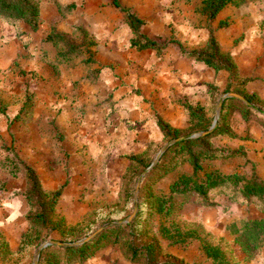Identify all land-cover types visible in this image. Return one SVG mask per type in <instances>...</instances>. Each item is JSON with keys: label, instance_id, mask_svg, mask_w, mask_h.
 <instances>
[{"label": "rangeland", "instance_id": "obj_1", "mask_svg": "<svg viewBox=\"0 0 264 264\" xmlns=\"http://www.w3.org/2000/svg\"><path fill=\"white\" fill-rule=\"evenodd\" d=\"M30 1L39 6L40 23L36 31H32L23 21L9 23L0 19V236L8 249L5 252L3 248H0V264H32L37 247L44 241L73 243L89 236L104 224L128 217L133 210L135 185L138 178L153 162L157 152L166 143L175 139L164 140L161 137L157 142H144L142 146L141 142L134 138L132 140L134 144H131V148L136 150H121V136H91L92 134L87 130L84 133V139L79 142L75 137L78 129L75 128L71 129L74 136H67L66 130L57 119L60 117L62 110L60 107L63 104L59 106L58 100L56 106L51 105L50 111L53 109L56 111V117H54L52 114H46V103L42 99L39 101V98L43 96L62 98L61 96L66 91H62L61 86L57 85V81L69 70L78 68L84 71L85 68L98 66L85 77V79H96L102 66L95 65L94 62L92 47L95 46V42L92 41L93 46L89 45L88 47L87 41L80 40L81 36L79 35L82 33H79L77 29L72 32V39L65 37L83 48L80 52L62 54L54 44L47 42L46 37L55 30L53 22H49V18L41 21V5L44 7L58 2L56 0ZM178 1H182V9L184 6L192 7L193 12V8H196L198 29L205 33L208 31L209 35L220 30L225 33L230 32L232 35H236L234 32L251 31L253 25L250 20H245V18L253 15L264 16V0H246L242 5H227L225 8L232 11L230 16L216 21H207L205 16L198 12L202 0H176V2ZM75 7L76 4L68 5L65 8L59 6L58 12L64 17L68 15L71 8L75 9ZM239 7L255 8V12L250 10L243 16H239L240 27L233 28L231 26L236 24L229 19L236 18L234 9ZM44 13L46 16L50 13L49 7L44 9ZM144 29L146 30H142V32L145 35L154 38L156 30L150 31L147 27ZM260 31H264V24ZM32 32L37 33V36L40 32L41 36L32 39ZM241 38L242 36L234 41L232 48L239 49L238 44ZM168 42V44H176L183 48L176 39H168ZM42 43L52 45L54 49L52 55L43 49ZM104 52V50L100 51V53ZM160 53L162 52L158 51V54ZM248 54L250 51L246 52V55ZM107 57L110 60L113 58ZM97 58L106 59L101 55ZM133 58H135V63H138L143 58L151 60L153 57L151 55H146V57L134 55ZM125 65V60L119 59L109 67L110 73L114 74V71H120V69L125 70ZM82 73L84 74V72ZM121 74L126 76L124 71H120V75L117 73L118 78H123ZM71 77L74 78L73 86L75 89L81 88V81L84 77H80V75ZM226 87H231V82ZM132 92L140 95L142 89L133 88ZM223 93L227 92L217 91L211 106H208L207 112L203 111V116L209 123L205 130H194L191 121L188 120L186 127L179 130L178 137L206 131L212 124L217 100ZM109 99L110 95H107L102 103L109 101ZM258 104L262 108L258 107L264 110V105L259 101ZM225 109L226 116L222 119V106L219 124L222 123L233 133L230 127V119L232 122L234 119L231 114L236 111L242 117V112L230 103ZM36 112L40 115L37 116ZM242 119L245 120L243 125L248 127V131L247 137L240 138L241 140L253 142L252 140H255L253 134L263 135L261 138L264 140V116L251 109L247 117H242ZM251 131L254 132L251 133ZM237 138V136L216 135L211 138V141L216 147L228 146L227 148H229V145L234 146L239 142ZM240 147L245 151V147L242 145L229 149ZM167 151L161 155L155 166L142 176L138 187V208L140 187L143 186L145 177L150 175L146 182L151 185V193L167 189L168 184L173 179L175 173L166 174L162 177L159 176L160 172L152 171L157 165L167 166L169 162L172 163L177 158H169L171 156L169 154L165 157ZM262 151V149L259 151L257 149L254 153L259 155ZM144 154L147 155L146 160L149 161V166L134 179V184L131 185L133 192L131 199H129L121 193L122 177L131 163L128 157ZM180 159L179 157L178 162L180 163H177L180 165V169L189 170L188 165L183 164L184 162ZM204 166L206 169H219L223 173L238 172L246 175L253 173L260 179H264V163L259 165L252 162L248 159L246 152L243 158L217 160L211 164L205 163ZM27 167L35 172L44 191L52 193L59 190L60 196L50 212V226L53 229L43 231L38 241L22 247L21 240L29 231L26 219L29 207L24 197L26 191L25 168ZM158 177L162 178L158 179ZM209 197L212 200V206L200 205L195 200L184 202L183 199H175L173 201L174 210L170 214L161 216L151 212L142 215L143 219H146V233L148 232L149 237L153 238L160 248V260L177 261L178 259V262L181 263L177 264H184L185 260L191 264H215L202 250V243H205L221 250L224 264H264V246L256 250L252 258H248L246 253L235 243V235L231 230L233 224L239 226L243 220L264 219V211L260 209L262 204L259 200L252 199L249 202L241 196L233 198L228 188L213 191ZM133 220L126 225L131 224ZM160 223L166 227L173 225L185 233V242L171 245L162 239L159 234ZM107 245L119 247L118 244L113 243ZM102 248L104 247L97 251ZM39 262L40 256L37 264Z\"/></svg>", "mask_w": 264, "mask_h": 264}, {"label": "crops", "instance_id": "obj_2", "mask_svg": "<svg viewBox=\"0 0 264 264\" xmlns=\"http://www.w3.org/2000/svg\"><path fill=\"white\" fill-rule=\"evenodd\" d=\"M56 1L57 4L52 3L44 7L41 5V21L49 18V22H53L55 33L71 39L74 30L77 29L79 33L83 31L89 40L95 42V46L92 47L95 65L102 66L96 79H85V77L98 66L84 67V71L78 68L69 70V73L63 74L57 81L62 91H66L62 98L53 96L39 98V101L42 99L46 103L47 108L44 107L46 114H52L54 117L56 111L55 109L50 111L51 105L56 106L58 100L59 106L63 104L60 107L62 109L60 117L57 119L66 130L67 136H74L71 129H78L75 137L79 142L84 139L87 130L90 131L91 136H121V150H136L131 148L134 138H137L142 146L144 142H157L162 137L156 123L157 117L173 129H184L190 120L188 107L201 108L207 112L208 106H211L213 101L211 89L216 88L221 92L228 84L226 71H217L187 55L190 51L205 48L210 35L208 31L205 33L198 29L196 8H193V12L192 7L184 6L182 9V1L118 0L123 7L129 8L137 17L144 20L145 24L141 27V32L146 30L145 27L150 31L156 30L152 39L165 42L173 38L178 40L184 49L182 52L179 45L167 44L160 54L157 50H138L130 46L133 38L131 30L126 24L123 12L114 7L111 0ZM71 4H76L75 9L71 8L68 15L62 17L58 12L59 6L65 8ZM79 5L81 6L78 7ZM48 7L50 13L46 16L44 9ZM234 10L236 18L229 19L236 24L231 26L233 28L240 27L239 16L250 10L255 12V8L239 7ZM231 12L230 9L223 8L213 21L226 18ZM245 20L251 21L253 25L251 31L234 32L236 35H232L230 32L225 33L220 30L213 32V37L220 52L231 56L237 69L238 79L244 82L241 88L243 93L254 96L264 105V31H260L264 24V16L253 15ZM36 34L32 32V39L41 36L40 32L38 36ZM241 36L239 49L232 48L234 41ZM42 45L43 49L52 55L54 52L52 45L48 43ZM101 50L105 52L100 53ZM247 51H250V54L246 55ZM99 55L106 59L97 58ZM134 55L136 57L151 55L153 58L151 60L143 58L141 62L135 63ZM107 56L113 58L110 60ZM117 59L125 60L126 63V69H120L125 72V77L124 73L121 74L123 78H118L119 70L114 71V74L110 73L109 67L118 61ZM68 74L84 77L81 88L75 89L74 78ZM133 88H141L140 95L133 93ZM107 95H110L109 101L102 103ZM39 115L37 113V116ZM231 116L234 122L230 119V127L239 142L234 146L229 145V148L244 146L248 159L262 165L264 140L261 136L263 135L253 134L255 138L253 142L241 140L247 137L248 127L243 125L245 120L238 112L233 111ZM129 141L131 143H128ZM257 149L258 151L262 149V153L256 155L254 152ZM172 261L181 263L178 259ZM70 264L136 263L127 259L119 247L107 245L91 258ZM184 264L191 263L185 260Z\"/></svg>", "mask_w": 264, "mask_h": 264}, {"label": "trees", "instance_id": "obj_3", "mask_svg": "<svg viewBox=\"0 0 264 264\" xmlns=\"http://www.w3.org/2000/svg\"><path fill=\"white\" fill-rule=\"evenodd\" d=\"M245 1L202 0L198 12L205 16L207 21H210L227 5H242ZM111 4L121 10L125 16L126 24L133 35L130 41L131 47L138 50L151 49L162 52L169 43L168 40L158 42L156 39L147 37L141 32V27L144 24L142 19L137 17L129 8L123 7L118 0H111ZM39 15L38 4L30 0H0V19L9 23L23 21L32 31H36L40 23ZM81 33L79 35L81 36L80 40L87 41L86 44L88 47L89 45L93 46V42L88 39L87 35L83 31ZM45 40L54 44L62 54L77 53V51L80 52V50H83V48L59 33L53 32ZM180 49L184 52L182 47ZM187 55L217 71H226L229 82H231V87H226L224 92L233 91L262 108L254 96L243 93L241 88L244 82L239 81L237 69L231 56L220 52L213 35L209 36L205 48L190 51ZM229 82L227 84L228 86ZM211 92L214 99L217 93L216 88H212ZM229 103L236 106L242 112V117L244 118L251 112V109L239 100L227 99L223 103L222 119L226 116L225 108ZM188 111L192 123L191 126H193L194 130H205L209 126L207 119L203 116V110L201 108L188 107ZM156 123L164 140H170L179 136L180 131L173 129L161 118L157 117ZM216 135L236 137L228 127H224L220 123L210 135L180 141L167 151L165 157L169 154L171 155L169 158H177L172 163L169 162L167 166L157 165L152 171L155 173L157 171L160 172L159 176L162 177L170 173H175V175L168 184L167 189L156 193H151V185L146 182L150 178V175L145 177V182L140 187L138 212L131 224L109 227L94 239L78 247H47L40 254L39 264L83 262L91 258L99 248L105 247L108 243L118 244L122 254L136 264H177L168 260H160V248L157 242L149 237L148 232L146 233V219L142 217L143 214L146 215L151 212L161 216L172 213L174 210L173 201L175 199H183L184 202L195 200L200 205L212 206L213 203L209 194L213 191L228 188L233 198L241 196L249 202L252 199L259 200L262 204L260 209L264 211V180L253 173L250 175L238 172L223 173L219 169L205 168V163L211 164L217 160L245 157V151L242 147L229 149L227 147L214 146L211 138ZM179 157L184 162L183 164L188 165L189 170L180 169V165L177 164L180 163L178 162ZM128 158L131 163L122 177L121 193L124 194L123 196L131 199L133 192V186L131 187V185L134 184V179L139 173L149 166V161L146 160L147 155L145 154L132 155ZM25 177L26 191L24 197L29 207L28 214L26 215L29 231L21 240L22 247L29 246L38 241L43 231L53 229L50 226V212L53 210L60 196L59 190L52 193L44 191L37 175L31 168H25ZM162 177H158V179ZM231 230L235 235V243L246 253L248 258H252L254 252L264 246V219L243 220L239 226L233 224ZM159 234L162 239L171 245L185 242L186 234L182 233L181 230L177 227L175 228L173 225L166 227L160 223ZM1 239L0 236V248H3L6 252L8 250L7 246L3 244V240ZM201 247L205 255L213 263L224 264L221 250L218 247L205 243H202Z\"/></svg>", "mask_w": 264, "mask_h": 264}, {"label": "water", "instance_id": "obj_4", "mask_svg": "<svg viewBox=\"0 0 264 264\" xmlns=\"http://www.w3.org/2000/svg\"><path fill=\"white\" fill-rule=\"evenodd\" d=\"M228 98L237 99V100L241 101L243 104H245L246 106H248L249 108H251L252 110H254L257 113H259L260 115L264 116V110L259 108L255 104L249 102L244 96L239 95L237 93H233V92L223 93L217 100L214 119L212 121L211 126L206 131H200V132H197V133L188 134V135H185V136H182V137L175 138V139L169 141L168 143H166L157 152L153 162L150 164V166L145 171H143V173L141 174V176L138 178V180L136 182L134 198H133V210H132V213L128 217H126L125 219L116 221V222H109L107 224H104L103 226L99 227L96 231H94L92 234H90L89 236H87V237H85V238H83V239H81L79 241L73 242V243H63V242H57V241H51V240L44 241L37 247V249L35 251L34 260H33L32 264H37L38 263L41 251L43 249H45L46 247H48V246H57V247H62V248L77 247V246H80V245H82L84 243H87L90 240L94 239L99 233H101L103 230H105L108 227L126 225L129 222H131L133 220V218L135 217V215L137 213V209H138L137 195H138V187H139V184L141 182L142 176L145 175L152 167L155 166V164L157 163L158 159L161 157V155L165 151L168 150L169 147H171L174 144H176V143H178L180 141H183V140H188V139H193V138H198V137H204L206 135L211 134L216 129V127L219 124L223 103Z\"/></svg>", "mask_w": 264, "mask_h": 264}]
</instances>
